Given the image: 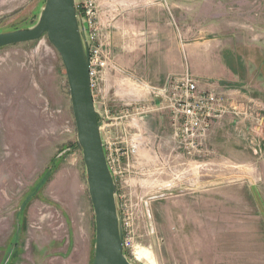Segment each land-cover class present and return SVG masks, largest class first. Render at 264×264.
<instances>
[{"label":"rangeland","instance_id":"1","mask_svg":"<svg viewBox=\"0 0 264 264\" xmlns=\"http://www.w3.org/2000/svg\"><path fill=\"white\" fill-rule=\"evenodd\" d=\"M137 1L135 9L153 0ZM44 2L0 0V33L33 26ZM97 2L100 29L104 5L115 18L125 4ZM157 3L159 18L163 13L183 23L190 40L221 45L235 76L224 86L246 119L236 124L228 114L214 122L211 127L228 116L233 120L214 134L211 148V128L200 139L201 167H191L189 175L186 167L172 166L134 175L122 166V154L113 178L130 244L123 254L130 264H264V0ZM103 53L106 65L93 95L102 141L114 150L128 139L123 130L138 105L156 100L155 88L139 86V72L116 71L111 50ZM94 244V214L60 56L45 36L0 49V264H93Z\"/></svg>","mask_w":264,"mask_h":264},{"label":"crops","instance_id":"2","mask_svg":"<svg viewBox=\"0 0 264 264\" xmlns=\"http://www.w3.org/2000/svg\"><path fill=\"white\" fill-rule=\"evenodd\" d=\"M123 4L122 13L115 18H111L110 10H104L108 3L104 5L101 19V44L114 55L116 63L113 68L116 71L139 72L138 85L147 88L162 87L170 76L185 71L201 82L203 88H227L224 85L234 80V74L223 59L222 47L214 39L190 40L183 23L177 25L163 13L159 18L157 0L147 5L139 4L138 9L133 8L135 0H123ZM93 98L97 110L94 95ZM138 107L139 112L123 130L128 139L123 140L124 145L120 147L126 157H122V166L132 168L134 175L139 176L150 172L161 174L171 166L186 167L189 175L191 167H201V143L192 155L187 156L174 142L168 117L158 110L157 100L152 98ZM232 122L228 116L211 127L207 137L209 148L214 134L224 132L226 125ZM101 136L104 141L102 132ZM128 159L133 162L130 164Z\"/></svg>","mask_w":264,"mask_h":264},{"label":"water","instance_id":"3","mask_svg":"<svg viewBox=\"0 0 264 264\" xmlns=\"http://www.w3.org/2000/svg\"><path fill=\"white\" fill-rule=\"evenodd\" d=\"M46 37L60 56L68 85L76 142L81 149L88 195L94 214L93 264H130L123 254L116 185L108 167L89 78V44L75 0H45L36 23L0 33V49Z\"/></svg>","mask_w":264,"mask_h":264},{"label":"built area","instance_id":"4","mask_svg":"<svg viewBox=\"0 0 264 264\" xmlns=\"http://www.w3.org/2000/svg\"><path fill=\"white\" fill-rule=\"evenodd\" d=\"M76 10L84 27L86 40L89 44V78L93 92L98 84V77L106 65L102 44L100 42L101 29L99 27V13L97 0H75ZM153 97L158 101V110L166 111L170 119L172 137L181 146L187 156L192 155L199 141L210 130L211 125L231 114L237 121L246 119L232 102L228 88L200 87L189 72L172 76L160 88L153 89ZM127 117V114L126 116ZM105 151L109 150L103 143ZM104 151V152H105ZM106 156L108 167L115 175L114 165L119 162L122 152L120 148L109 150ZM130 248L129 242L123 238V249Z\"/></svg>","mask_w":264,"mask_h":264}]
</instances>
